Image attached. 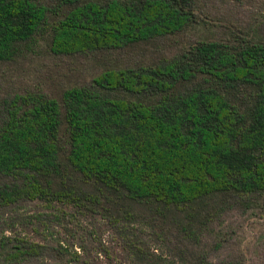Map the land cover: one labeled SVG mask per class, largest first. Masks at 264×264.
I'll return each instance as SVG.
<instances>
[{"label":"trees","instance_id":"obj_1","mask_svg":"<svg viewBox=\"0 0 264 264\" xmlns=\"http://www.w3.org/2000/svg\"><path fill=\"white\" fill-rule=\"evenodd\" d=\"M198 22L192 0H0V63L40 47L76 56L154 46ZM261 195L263 36L199 40L58 97L0 105V209L60 205L196 243L226 203ZM46 250L3 236L0 264Z\"/></svg>","mask_w":264,"mask_h":264},{"label":"rangeland","instance_id":"obj_2","mask_svg":"<svg viewBox=\"0 0 264 264\" xmlns=\"http://www.w3.org/2000/svg\"><path fill=\"white\" fill-rule=\"evenodd\" d=\"M192 1L199 22L154 46L76 56H55L40 47L0 63V105L29 92L58 97L90 84L107 68L150 63L199 40H226L232 32L264 37V0ZM3 236L46 246L31 264H264V195L226 203L196 243L142 221L115 225L99 214L39 202L0 209Z\"/></svg>","mask_w":264,"mask_h":264}]
</instances>
